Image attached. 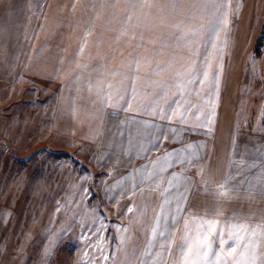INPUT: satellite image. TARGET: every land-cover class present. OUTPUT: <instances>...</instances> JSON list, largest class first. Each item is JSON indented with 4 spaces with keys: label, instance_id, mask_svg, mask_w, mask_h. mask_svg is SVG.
<instances>
[{
    "label": "rangeland",
    "instance_id": "374dc122",
    "mask_svg": "<svg viewBox=\"0 0 264 264\" xmlns=\"http://www.w3.org/2000/svg\"><path fill=\"white\" fill-rule=\"evenodd\" d=\"M194 2L182 0L177 10L170 0H147L130 11L137 0H0V264H121V254L128 262L144 248L142 240L126 238L118 263H110L119 249V225L128 222L105 196L104 183L114 171L94 166L85 138L66 134L78 120L73 126L68 120L72 127L65 134L58 125L74 116L71 109L88 107L86 97L104 93V99L107 85L116 105L122 94V100L140 106L162 90L158 84L165 85L167 95L159 103L167 111L178 79L201 68L206 51L212 17L191 12ZM162 17L173 19L176 28L169 41L155 36V19ZM183 19L201 32L190 43L176 39L177 22L186 26ZM223 32L210 50V77L221 66L218 88L211 94L205 82L200 95L189 94L188 100L210 113V104L223 110L225 95L239 97V120L264 126V0H231ZM165 63L169 66L157 73L155 66ZM212 95L221 97L219 104L209 101ZM65 98L68 104H57ZM145 218L130 220L149 224ZM100 229L107 261L97 246ZM135 242L140 245L129 247Z\"/></svg>",
    "mask_w": 264,
    "mask_h": 264
},
{
    "label": "crops",
    "instance_id": "0c3cea01",
    "mask_svg": "<svg viewBox=\"0 0 264 264\" xmlns=\"http://www.w3.org/2000/svg\"><path fill=\"white\" fill-rule=\"evenodd\" d=\"M126 20L125 17L124 23ZM172 20L170 17H162V20L158 21L155 19V29L157 27L158 31L155 36L158 34V41L175 38L173 34L176 28L172 27ZM71 23L74 21L71 20ZM183 23L186 24L182 27L185 32L195 29L188 27L184 19ZM119 24H122V19ZM125 29L127 32L126 25ZM120 30L122 31L121 27ZM219 36L224 38V32L221 31ZM61 38H64L63 34ZM156 46L161 49V42ZM166 47L170 49V46ZM103 94L86 97L88 107L78 111L71 109L74 116L62 119L58 126L65 134L64 131L74 125L73 121L78 120L77 126L66 134L85 138L94 166L97 163L100 167L114 171L113 176L104 183L105 196L110 201L109 205L121 210L128 222L119 225V249H115L114 260H110V263H118L126 238H134L136 242L142 240L144 248L132 252L127 258L128 262H125L121 254V264L154 263L157 257H149L144 253H163L164 249L158 247V244L163 242L159 230L157 237L153 238L152 229L157 217H161L162 226L169 222V213L175 211V198L181 193L186 195L184 215L189 221L193 217H205L219 210L221 215L214 218L221 221L233 218L236 222L264 226V126L248 125L239 120V97L225 95L222 98L223 110L217 109L206 127H198L197 125L205 120V114H208L204 109L199 120L189 115L184 124H179L176 117L171 121L160 119L148 106H140L142 103H131V108H124L123 105L127 101L121 100L116 105L113 102L115 96L112 95L109 105L105 106ZM66 98L70 99L69 96ZM66 98L57 101V104H68ZM81 98L85 97H79ZM209 98L211 103L216 104L221 100L217 95ZM200 106L202 107L201 104ZM61 110L59 117L64 116V106ZM70 119L72 126L68 125ZM174 128L178 129L176 133L172 132ZM188 146L196 150L195 156L190 155L191 149L186 150ZM174 150L180 151L179 162L175 156H171L170 167L165 166L164 171L157 175H145V165L156 162L157 158H163ZM147 171L151 173L156 169L148 168ZM170 174H175L176 179ZM229 176L231 178L227 179L225 184V179ZM169 180H172L174 187H170ZM222 184L225 186L224 195L219 194V186ZM165 198L168 203H165ZM129 206L133 207L132 213L125 211ZM140 215L147 217L143 219L146 222L150 218L149 224L143 223L142 220H130L131 216ZM128 223L134 225H131L133 229ZM183 231L184 225L181 221L179 228L174 231L175 243L171 252L164 256V264H176ZM130 232L134 233V237ZM136 242L129 244V247L140 245ZM149 242L157 246L149 248ZM261 248H264V243Z\"/></svg>",
    "mask_w": 264,
    "mask_h": 264
},
{
    "label": "snow or ice",
    "instance_id": "6c2138e0",
    "mask_svg": "<svg viewBox=\"0 0 264 264\" xmlns=\"http://www.w3.org/2000/svg\"><path fill=\"white\" fill-rule=\"evenodd\" d=\"M147 0H137V3L130 4L131 9L144 7ZM171 6L174 9L179 10L183 7L182 0H170ZM231 11V0H198L191 6V12L200 13L207 12L212 19L207 25V36L204 39V45L206 48L205 53L201 56L202 67H193L188 70L187 79L182 77L177 82V94L175 99L169 105L167 111H165L163 105L159 103L167 95V86L159 85L162 89L157 95H155L152 101L148 105V109L157 113L160 119L171 121L173 117L178 119L179 124H184L189 115L193 119L199 120L200 115L203 113L202 107L195 102V100L189 101L188 95L194 94L199 96V89L202 88L207 82L209 88L212 90L211 94H214L219 84V72L221 66L218 64L214 73H209L210 65V50L216 47V40L219 38L221 31H227L229 28V12ZM128 19L131 20L132 16L129 14ZM178 34L176 39H186V43H190L191 39L201 35L199 30L185 32L181 25H176ZM226 43V40H225ZM81 46V51L83 50ZM223 49H221L222 53ZM219 59V58H218ZM139 63L138 61L136 62ZM169 65L167 63L155 66V71L162 72ZM79 73L76 74V77ZM74 77V78H76ZM112 85L106 86L107 96L104 98L103 103L105 106L109 105L111 98ZM209 93H205L201 99H205ZM135 98V91L133 90L129 100ZM118 100L124 99L121 94L117 97ZM116 107V105H112ZM210 106V113L205 114V120L201 121L198 127H206L210 122V117L215 115L214 107ZM124 108H131V103H125ZM195 109V111H193ZM178 129H172L173 133H176ZM162 139V138H161ZM158 146V145H157ZM191 156L196 155V150L192 146H188ZM175 156L177 162L180 160V151L174 150L173 153H168L163 158H157V161L144 166L145 175H157L159 172L164 171L165 166H171L169 157ZM188 160V158H185ZM191 163L190 160H188ZM148 168H155V172L149 173ZM172 175L173 179H176L175 174ZM227 177L225 184L227 183ZM170 187H174L172 180H169ZM185 189L187 183L184 184ZM170 191V189H169ZM219 194H225L224 184L219 186ZM186 195L181 193L176 196L174 202V212H170V220L168 223L161 225V217H157L156 223L152 229L153 238L157 237V231L159 230V236L163 238V242L158 244V247L164 249L163 253L153 254L146 251L144 255L152 257L155 255L157 259L154 264H164V256L171 252V248L174 241V231L179 228L180 222L183 221L184 231L181 239V243L178 245L179 258L176 264H264V248H261V244L264 243V226L262 225H249L247 223L236 222L233 218H225L224 221L216 219L214 217L220 216L221 213L217 210L211 215L205 217H193L191 221L184 215L186 209L184 208V201ZM165 203H168L165 198ZM128 213L133 212V207L129 206L126 210ZM163 215V208L161 209ZM232 219L233 222L228 221ZM103 229L98 230L97 241L98 248L101 254V259L107 261L109 256L106 254V242L102 235ZM127 231V229H124ZM149 242L148 247H154Z\"/></svg>",
    "mask_w": 264,
    "mask_h": 264
}]
</instances>
